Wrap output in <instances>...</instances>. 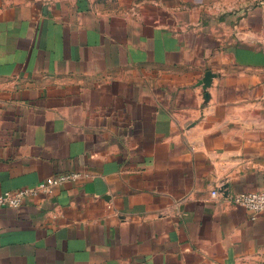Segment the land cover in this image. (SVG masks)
<instances>
[{
    "label": "crops",
    "instance_id": "obj_1",
    "mask_svg": "<svg viewBox=\"0 0 264 264\" xmlns=\"http://www.w3.org/2000/svg\"><path fill=\"white\" fill-rule=\"evenodd\" d=\"M75 172L0 264H264V0H0V193Z\"/></svg>",
    "mask_w": 264,
    "mask_h": 264
},
{
    "label": "built area",
    "instance_id": "obj_2",
    "mask_svg": "<svg viewBox=\"0 0 264 264\" xmlns=\"http://www.w3.org/2000/svg\"><path fill=\"white\" fill-rule=\"evenodd\" d=\"M79 173H63L51 176L44 181L31 186L21 187L16 190H7L0 193L1 207H21L25 200L40 193L50 192L54 186L76 180ZM212 196H217V192H212ZM233 205L242 206L253 213V218L261 212H264V191L242 192L230 197Z\"/></svg>",
    "mask_w": 264,
    "mask_h": 264
},
{
    "label": "water",
    "instance_id": "obj_3",
    "mask_svg": "<svg viewBox=\"0 0 264 264\" xmlns=\"http://www.w3.org/2000/svg\"><path fill=\"white\" fill-rule=\"evenodd\" d=\"M214 76H215V74L212 71L206 72L205 77L202 80V84H203L204 88H207L211 84V81H212Z\"/></svg>",
    "mask_w": 264,
    "mask_h": 264
}]
</instances>
